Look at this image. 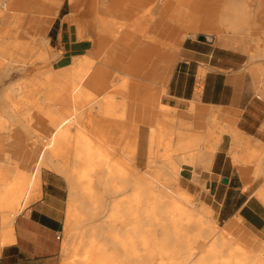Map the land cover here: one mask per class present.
Here are the masks:
<instances>
[{"label":"bare ground","instance_id":"6f19581e","mask_svg":"<svg viewBox=\"0 0 264 264\" xmlns=\"http://www.w3.org/2000/svg\"><path fill=\"white\" fill-rule=\"evenodd\" d=\"M68 1L70 12L62 20L65 39L57 52L51 50L46 31L63 0H7L0 8V80L13 70L22 72L26 77L17 88L27 92L22 100L0 95L6 100L0 102V127L5 117H20L24 102L42 106L36 123L44 133L42 146L35 143L16 162L17 179L0 185V249L12 241L13 220L30 200L29 188L38 185L37 173L48 166L63 175L69 190L65 221L72 264H264L262 250L246 246L206 218L169 176L139 171L132 146L124 145L125 155H116V130L106 129L94 112L123 104L134 121L155 125L159 142H164L166 128L153 117V108L164 105L163 113L170 104L161 94L156 97L149 82L186 34L213 39L209 33L222 32L224 26L216 25L220 22L231 31L252 33L259 22L248 24L253 11L246 9L247 1L213 0V7L224 5L221 16L206 10L204 0H90L81 13L77 0ZM259 6L264 7V0ZM263 49L259 46L258 53ZM115 74L121 76L116 86L110 81ZM145 156L144 163L151 166L152 159ZM160 157L164 168L167 155ZM126 187L130 194L114 203L108 215L121 217L122 228L105 220L94 223L102 198L113 191L123 194ZM80 205L89 215L86 234L78 230ZM104 241L121 248L109 251Z\"/></svg>","mask_w":264,"mask_h":264},{"label":"crops","instance_id":"0c3cea01","mask_svg":"<svg viewBox=\"0 0 264 264\" xmlns=\"http://www.w3.org/2000/svg\"><path fill=\"white\" fill-rule=\"evenodd\" d=\"M185 37L163 97L170 104L171 122L176 119L180 129L178 147L194 148L195 159L204 157L203 168L197 173L209 189L210 200H214L211 204H218L224 219L237 217L225 229L246 246L262 250L264 255V240L247 237L239 233L238 227V221H243L254 230L264 229V178L245 191L235 185L232 177L219 184L218 169V157L223 153L220 149H225L239 177L247 183L249 159H257L264 151V98L256 95L252 77L244 69L246 59L242 51L220 44L214 37L195 43L185 42ZM220 111L233 121L228 129L230 144L226 147L221 146L222 140L217 136ZM138 150L144 151L142 147ZM262 167L260 172H264ZM61 190L57 182L46 181L41 190L43 196L15 216L12 241L1 247L0 264H54L60 245L56 235L62 237L64 228ZM219 192L220 198L216 200Z\"/></svg>","mask_w":264,"mask_h":264},{"label":"rangeland","instance_id":"374dc122","mask_svg":"<svg viewBox=\"0 0 264 264\" xmlns=\"http://www.w3.org/2000/svg\"><path fill=\"white\" fill-rule=\"evenodd\" d=\"M11 1L12 0H10V2ZM89 1L90 0H77V12L81 13L86 10L88 8L87 3ZM246 1L248 4L246 9H250L253 11L252 15L250 14V16L248 17V24L254 25L255 21L259 22L255 24L256 27L252 30V33L247 34L231 31L230 29L226 28L227 23L220 22L216 25H221L222 27L224 26L222 32H218L217 29H214L211 30L209 34H211L212 37H214V39H216V41L220 44L232 47L244 53L243 57L246 59L244 69L252 77L256 95L264 98V49L263 52L261 51V53H258L259 46L261 48H264V44L262 45L261 43L264 41V7L262 8L259 6V0ZM204 2L206 3L205 5L209 4L208 7H205L206 10H209V12L213 13L216 12L218 16L223 15V4L218 7H213L210 5L212 4L213 0H204ZM69 12V1L63 0L57 16L52 20L47 28L46 38L49 41L51 50H53L54 52L62 49L65 39V36L62 35V20L63 17ZM199 35V33H197L195 36H192L191 33L186 34L187 37H185L184 40L185 42L195 43L197 42V37ZM180 44L181 43H179L175 47H171V60L166 64V66H162L160 68L157 74V78L149 82V85L151 87L154 86L153 88H155L154 92L156 97H159L161 94L162 100L164 97V94L162 93L165 92V86L169 78L171 77L175 69V65L179 59L180 48L182 46H180ZM6 76L1 78L2 81L0 80V95L6 96V94H11L13 97H15V99L22 100L27 92L23 91L22 89L19 90L17 88V83L23 80L26 75H24L22 72L18 73V71L13 70ZM120 77V75L116 74L112 76L110 80L111 84L114 86H116V84L118 85L121 81ZM33 95L35 96L34 98H38L39 96L38 93H33ZM116 99L119 100L121 98L119 97V95H117ZM0 102H3V104H5L6 100L3 99L1 101L0 99ZM20 105V117L16 120H10L8 119V117H5L2 122L3 124L0 127V185L9 184L10 182L17 179L18 167L16 165V162L21 160L28 148H30L35 143L39 147L42 146L41 143L43 142L42 137H44V133L40 130L39 123H36L41 120L39 112L41 111L42 106L38 104L33 106L27 105L24 102L20 103ZM121 106L122 107L119 108H111L110 110L106 109L104 110V112H98L96 111V109L94 111L95 114H97L96 118L99 121L104 122L106 129L113 128L114 131L116 130V139L115 141H113V143L117 146L115 150V153H117L116 155H125V150L127 149L123 148L124 145L129 144L130 146H132V150L136 153L134 155L135 157H132V161L134 166H136L139 171H148L149 173L158 174L162 179L169 176L172 179V186L174 188H178L184 194H186V198L188 199V201L192 203V205L197 209L202 210V213L205 215V217L210 218V220L214 221L219 228L225 229L230 222H233L235 219H237L236 216L230 220L224 219V216L219 214L218 204L216 202H213V204H211V202L214 200H210V195L208 194L209 189L205 188L204 182H200V178L197 173V170L199 168H203L202 160L204 157L200 155L195 159V157H192V154L195 150L194 148L183 147L180 149L178 147L179 143L176 140L178 136H180V129L177 125L176 119L171 122L172 113L170 112V110L167 112H165L166 110H164L165 113H162L161 110L162 106L164 105H156L153 108V117L158 118L160 120V126L166 128L165 132H162L164 142H159L158 136L160 135V131L156 130L157 132L155 133V125L151 126L148 121L144 122L140 120L137 122L132 120L130 116L126 114L127 111L124 108L125 105L121 104ZM231 124H233L232 119L227 118L226 114L220 111L216 128L218 130L217 136L222 140V147H226L230 144V135L228 129ZM74 128L75 127L71 125V131L73 133H75ZM118 134L120 137L117 139ZM209 134L212 135L210 129ZM79 135V137L81 138L84 137V134ZM202 146L203 145L200 144L199 148H201ZM141 147L142 149H144V151L138 150ZM220 150H223V153H221L218 157V169L221 175V177L219 178V184L223 183L224 177H232L236 181L235 185L242 187V189L245 191H248L249 187L253 183H255L257 180H260V178H264V172H260V167H262L261 163L263 165L262 169L264 170V151H262V154L258 156L257 159H249V162L247 164L248 180L245 184V182H243L239 177L236 167L232 163L230 154L225 149ZM144 154L147 155L148 158L152 159L151 166H147L144 163V161L147 160ZM161 155H167V164L164 168H161ZM9 160L11 162H9ZM62 160L63 159L60 157L56 158L58 166L62 165ZM195 160H197L198 162ZM194 162H196L197 164L195 165ZM156 170H158V172H156ZM36 179L39 183L37 186L29 188V194H31V198L21 209L20 213L26 211L28 206H30L33 202L37 201L43 196V194H41V190L43 184L46 181L57 182L62 188L60 197L63 198L62 221L64 228L62 237L58 240L60 242V245L54 257V264H72L70 258L72 253V240L70 241L65 221L69 202V190L67 188L68 186H66L67 182L60 172L48 166H44L41 168V170L36 175ZM122 190L123 194L121 190L116 192L113 191L108 196L102 198V205H99V207L95 210L97 212V215L93 218L95 219L94 223H100L105 220L107 222L106 224H112L111 226L115 227L116 230H118V228H122L124 221L121 217L112 218L108 216L113 207V204L121 203L122 201H124L125 196H128L131 192L129 187H126ZM205 192L207 193L206 196L204 194ZM220 195L221 192L218 193L215 199L218 200L220 198ZM87 206L89 205L87 204ZM79 211L81 214L80 216L81 218H83V220L81 224L80 222L78 223V230L83 234H86L87 229L90 225L88 223L89 221L84 220L89 216L87 215V208L84 205H80ZM106 224L103 223L102 225L105 226ZM238 227L239 233H243L250 238L257 236L261 240H264V229L260 231L254 230L246 225L243 221H238ZM100 239L104 240L103 237H100ZM104 244L106 249H108L109 251L119 250L121 248L120 244H114L111 241H104ZM81 254L82 251L78 252L75 256L77 257Z\"/></svg>","mask_w":264,"mask_h":264},{"label":"water","instance_id":"95a60500","mask_svg":"<svg viewBox=\"0 0 264 264\" xmlns=\"http://www.w3.org/2000/svg\"><path fill=\"white\" fill-rule=\"evenodd\" d=\"M197 39L200 40V41H211L212 40L211 38L203 37L201 35H199L197 37ZM227 181H228V178L227 177H224L223 178V182H227Z\"/></svg>","mask_w":264,"mask_h":264},{"label":"built area","instance_id":"2783aa9c","mask_svg":"<svg viewBox=\"0 0 264 264\" xmlns=\"http://www.w3.org/2000/svg\"><path fill=\"white\" fill-rule=\"evenodd\" d=\"M7 2V0H0V8L3 7V5ZM57 239H60L61 235L60 234H57L56 235Z\"/></svg>","mask_w":264,"mask_h":264}]
</instances>
